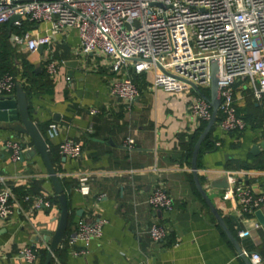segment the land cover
<instances>
[{"label":"crops","instance_id":"0c3cea01","mask_svg":"<svg viewBox=\"0 0 264 264\" xmlns=\"http://www.w3.org/2000/svg\"><path fill=\"white\" fill-rule=\"evenodd\" d=\"M44 27L31 25L38 32ZM6 44L8 58L0 64V72L5 67L13 69L15 82L24 83L26 93L20 87L30 119L42 136L50 122L59 128L46 144L66 194L69 213L64 238L75 226L71 219L76 209H82L80 221L104 220L101 235L90 240L84 255L71 256L69 249L79 244L68 246L64 239L59 264H244L200 196L194 194L191 152L188 155L187 150L199 124L187 113L191 92L154 88L152 74L146 72L135 79L139 97L130 111H124L123 103L108 94L111 72L99 66L95 55L77 54L74 29L53 35L48 49L39 51L27 52L22 45L11 44L9 32ZM49 58L56 63L52 77L44 71ZM71 61H76L74 67L68 65ZM23 62L28 68L24 72L35 75L31 84L20 78ZM13 95L14 89L5 96ZM234 99L241 116L264 108V103H253L243 83L235 86ZM89 108L98 112L90 115ZM257 123L225 134L213 123L206 136L214 143L203 139L196 158L202 189L248 260L252 253L264 258V230L253 214L238 215L225 190L233 183H241L255 194L264 190V149L250 153L253 144L264 142L262 124ZM64 138L81 145L78 158L55 159L57 144ZM126 139L132 140L131 148L124 144ZM5 140L20 144L16 160H11L10 151L3 147ZM31 147L26 135L14 137L11 131L0 130V175L17 197L27 192L53 199L39 156L28 153ZM82 177L86 178V193L76 189ZM156 183L172 199L169 212L153 210L145 203ZM257 210L264 214V203ZM57 215L58 206L28 212L26 204L19 201L13 215L0 219V264H28L20 249H43L47 243L40 239L39 231L52 230L55 221L51 219ZM152 222L166 227L161 241L152 242L146 233ZM239 231L247 234L239 237Z\"/></svg>","mask_w":264,"mask_h":264},{"label":"built area","instance_id":"2783aa9c","mask_svg":"<svg viewBox=\"0 0 264 264\" xmlns=\"http://www.w3.org/2000/svg\"><path fill=\"white\" fill-rule=\"evenodd\" d=\"M13 15L18 18L11 25L18 32L9 33V41L22 45L27 52L36 51L38 46L48 49L53 35L66 28L74 29L77 54L95 55L99 66L111 72L107 91L123 103L124 111H130L140 95L135 79L151 72L154 88L194 93L187 113L197 125L207 122L212 59L217 65L216 126L220 133H238L247 125L236 113L235 85L245 84L257 102L264 95V0H0V25ZM24 22L29 27L22 30ZM33 24L45 27L38 32L31 28ZM44 71L48 77L55 74L56 63L51 58L46 60ZM15 83L10 73L0 74V96L12 93ZM97 112L87 109L90 115ZM261 124L264 130V117ZM58 132L56 123H48L45 142ZM124 144L131 148L133 143L126 139ZM3 147L10 151L11 160L17 159L21 151L17 140H5ZM81 153V145L72 139L64 138L57 144L58 157L74 159ZM76 189L87 192L85 177L78 180ZM225 195L235 203L238 215L244 217L264 203V190L255 194L241 183L227 187ZM19 201L26 204L28 212L56 206L45 195L25 192L19 199L0 175V219L13 215ZM145 203L153 210L172 209V199L159 183L152 187ZM103 224L100 218L79 221L57 249L63 248L65 239L68 246L79 244L69 249L71 256L84 255L90 240L101 235ZM146 233L152 242H158L167 230L163 224L152 222ZM246 234L247 231L237 233L239 237ZM40 250L25 246L19 254L26 263L37 264ZM249 260L251 264H260L262 257L252 253ZM48 264H59L54 253Z\"/></svg>","mask_w":264,"mask_h":264},{"label":"water","instance_id":"95a60500","mask_svg":"<svg viewBox=\"0 0 264 264\" xmlns=\"http://www.w3.org/2000/svg\"><path fill=\"white\" fill-rule=\"evenodd\" d=\"M154 4L155 3H150V5H154ZM17 18H18L17 15L11 16L7 21L8 27H10L11 23ZM41 48L42 46H38L36 50L39 51ZM68 65H70V67H74L76 65V61H71L68 63ZM192 87L194 90L197 91L199 95H201V93L194 85H192ZM207 101L210 107V118L207 120L204 127L198 134L192 146V150L190 154L189 163H190V173H191L192 182L197 194L200 196L201 200L204 202V204L206 205V207L214 217L216 223L222 229L223 233L227 237V239L233 245L235 251L237 252L239 257L243 260L244 264H251L250 261L243 255L236 239L231 234V232L226 228L221 217L219 216V214L213 207L212 203L210 202L209 198L205 194L196 174V158L198 154V148L201 141L206 137L208 131L210 130V128L212 127L215 121V117L217 114V107L219 104V96L217 92V65L214 59L210 61L209 92H208ZM263 112H264V108H263ZM0 130L11 131L14 137H17L18 135H26L28 137V139L32 144L31 149H28V153L30 154L36 153L39 156L45 174L47 176V179L51 185L53 194L55 195L58 205V215L56 218L53 217L51 219V221H55V225L52 230L41 229L39 231V234L41 236L40 239L44 240L47 243V248L44 257L41 261V264H48L52 254L57 249L58 245L61 243L64 237V233L68 222L69 212L66 202V194L63 190L58 175L48 156L47 144L42 134L34 124V122L30 119L25 95L18 83H15L13 96H0ZM208 140L211 143H214L212 139H208ZM259 149H264L263 141L253 144L250 147V153L256 154L258 153ZM62 160H64V157H61V161ZM81 214H82V209L74 210L71 223L76 225L80 221ZM253 215L256 221L258 222V224L264 230V214L260 210H255ZM262 264H264V258L262 259Z\"/></svg>","mask_w":264,"mask_h":264},{"label":"trees","instance_id":"16d2710c","mask_svg":"<svg viewBox=\"0 0 264 264\" xmlns=\"http://www.w3.org/2000/svg\"><path fill=\"white\" fill-rule=\"evenodd\" d=\"M29 27V24L28 23H26V22H24L23 24H22V26H21V29L22 30H24V29H27ZM13 33V32H18V29L16 28V27H14L13 25H10V27H8L7 26V24L6 23H3V24H1L0 25V64H3V63H5L6 62V60H7V58H8V51H7V44H6V40H7V33ZM21 69H22V71H21V74H20V78H22V79H24V81L27 83V84H31L32 82H34V76L35 75H33V74H31L30 72H24L25 70L24 69H26V70H28V68H27V64L26 63H22V67H21ZM4 72H7V73H10L12 76L15 74V72L13 71V69H10V68H8V67H5L1 72H0V74H2V73H4ZM136 81V80H135ZM17 83V82H16ZM19 84V86H21L22 87V89L24 90V92L26 93V87L24 86V83H18ZM236 86V85H235ZM20 87V88H21ZM253 99V98H252ZM259 102H261V103H264V95L262 96V98H261V100L259 101ZM253 103H258L257 101H255L254 99H253ZM260 106V105H259ZM258 109V108H257ZM258 112L257 113H255L254 115H251V114H247V115H245V116H241V115H239L238 113H237V110H236V113L245 121V123L246 124H252V123H254V122H258L259 124H261L262 123V118L264 117V112H263V108L262 107H259V109L257 110ZM217 119H218V117H217V114H216V117H215V121H214V123H216L217 122ZM205 123L206 122H200L199 123V126H198V128L196 129V132H195V135L193 136V138L191 139V142L189 143V149L187 150L188 152V155L190 154V152H191V149H192V146H193V144H194V142H195V140H196V138H197V136H198V134H199V132L202 130V128L204 127V125H205ZM257 123V124H258ZM210 130H211V128H210ZM210 130H209V132H210ZM208 132V133H209ZM206 141H208V136H206L205 138H204ZM48 156H49V159H50V161H51V163L54 161L53 160V157L51 156V154H48ZM55 159H58V155H57V148H56V152H55ZM194 194L199 198V195L197 194V192L196 191H194ZM23 195V193L22 194H18V198L20 199V197ZM50 201L54 204V205H56V206H58L57 205V201H56V198H55V195H54V197H53V199L52 198H50ZM63 243V242H62ZM45 249L43 248V249H41L40 250V253H39V262L37 263V264H41V261H42V259H43V257H44V254H45ZM61 252H62V249H56L55 251H54V256L55 257H57V258H59L60 257V254H61Z\"/></svg>","mask_w":264,"mask_h":264},{"label":"rangeland","instance_id":"374dc122","mask_svg":"<svg viewBox=\"0 0 264 264\" xmlns=\"http://www.w3.org/2000/svg\"><path fill=\"white\" fill-rule=\"evenodd\" d=\"M206 92H207V90H206ZM191 96H194V93L191 92Z\"/></svg>","mask_w":264,"mask_h":264}]
</instances>
